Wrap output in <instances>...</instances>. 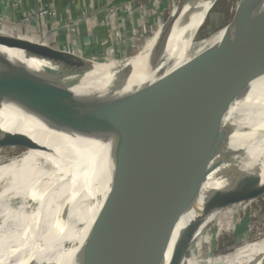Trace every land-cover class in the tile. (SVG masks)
<instances>
[{
  "label": "bare ground",
  "instance_id": "obj_1",
  "mask_svg": "<svg viewBox=\"0 0 264 264\" xmlns=\"http://www.w3.org/2000/svg\"><path fill=\"white\" fill-rule=\"evenodd\" d=\"M215 1L182 0V7L171 11L170 28L165 33L177 35L178 39L156 53L150 51L162 42L157 40L159 35L140 58L122 56L90 58L89 63L80 64L73 60L54 63L80 76L74 89L78 92L102 89L110 80L125 75L127 90L152 80L161 70L192 65L204 57L230 67L249 56L264 57V22L257 17L255 0L249 4L237 0L236 12L225 25L206 38L197 37L202 18ZM163 26L154 32L161 33ZM195 28L196 33L188 36ZM0 36L6 37L2 32ZM0 51L38 69L54 64L33 50L4 39H0ZM226 119L234 128L227 148L213 157L202 177V186L213 184L199 187L185 222L203 216V206L215 191L220 190L223 195L214 196L210 203L221 196L229 197L234 190L264 192V75L251 83L245 96L233 102ZM239 128L249 129L248 133H239ZM164 160L163 156L123 152L99 139L56 133L12 104L2 102L0 264H102L115 260L155 226L156 218L138 225L136 229L143 230L140 234L126 235L133 241L124 247L108 250L109 243L104 246L105 251L99 249L88 257L91 248L85 245L92 241V227L110 219L99 217L107 209L120 211L130 204L129 209L144 211L145 215L151 209L154 211ZM121 194H127L130 201L119 199ZM223 207L224 204L205 218L196 236ZM181 226L180 221L167 252L172 250ZM106 230L104 225L98 234ZM192 244L194 247L192 242L186 252ZM170 255L166 254L164 264H168ZM184 264H264V236L244 240L228 254L205 260L197 256L184 260Z\"/></svg>",
  "mask_w": 264,
  "mask_h": 264
},
{
  "label": "water",
  "instance_id": "obj_2",
  "mask_svg": "<svg viewBox=\"0 0 264 264\" xmlns=\"http://www.w3.org/2000/svg\"><path fill=\"white\" fill-rule=\"evenodd\" d=\"M255 1L257 17L264 22V0ZM250 2L253 0H243V4ZM170 20L162 27L158 42L169 30ZM0 39L31 49L52 63L58 60L89 63L86 58L53 49L43 41L4 36ZM54 64L38 69L0 51V104L8 102L47 129L68 137L99 139L123 152L165 158L153 201L155 226L121 256L102 264H164L180 221L182 226L168 264H184L186 249L207 216L223 204L239 201L238 195L247 200L264 195L234 190L229 197L221 196L210 203L219 193L215 191L203 206V216L185 222L207 165L227 148L234 131L233 124L227 119L224 121L225 116L233 102L249 91L251 83L264 75V57L249 56L234 67L204 57L192 65L161 70L152 80L127 90L128 75H125L110 80L102 89L78 92L74 89L78 87L80 76ZM239 129L243 134L249 130ZM119 199L130 201L127 194H121ZM129 206L120 211L107 209L101 212L100 219L111 220L106 219L92 227V243L98 244L94 250H89L88 257L101 249L98 240L102 236L98 232L105 223L110 242L124 236L113 250L132 240L125 235L136 229L138 220L130 215L138 216L139 211L129 209Z\"/></svg>",
  "mask_w": 264,
  "mask_h": 264
},
{
  "label": "rangeland",
  "instance_id": "obj_3",
  "mask_svg": "<svg viewBox=\"0 0 264 264\" xmlns=\"http://www.w3.org/2000/svg\"><path fill=\"white\" fill-rule=\"evenodd\" d=\"M167 2L168 3L165 4L162 9L161 7H151L148 9V13L154 16L155 18V22H153L152 26L145 25L144 27L137 29L138 34H136L137 32H135V35L131 33L128 34L126 37L122 35L117 38H113V40H111L112 44L110 43V45H108L104 53L100 56L93 58L105 59L122 56H138V58H140V56H143V54H147V49L148 47H150L155 36L160 35V33L154 32V29L164 25L171 18V11L182 7V0H167ZM236 2L237 0H216L210 12L206 14L204 18H202L201 26L199 27V33L196 34L197 37L199 35H203L205 36L204 38H206L210 36L211 33H213L215 30L225 25L231 19V16L234 15L236 12L234 10ZM162 10L163 15L160 14ZM196 30L197 29L195 28L190 35H187H194L196 33ZM176 39H178V37L174 34L170 36H164L162 42L158 45V47L154 50H151L150 53H156L160 51L163 47L172 44V42H174ZM44 43L50 46L46 42ZM121 46H123L124 49H122ZM138 58L136 60H138ZM212 184L213 183H210V185H201L200 187H209L212 186ZM218 191L219 195H223L222 191ZM227 193L230 192H224V194ZM254 193L258 195L264 192ZM236 197L240 198L239 201L232 200L231 203L228 202L227 204H225L221 212H219V214L213 219V221H211L209 225L206 226V228L203 229L202 232H200L199 235L194 238V240L192 241L194 243V247L192 244L190 247V251L185 253L184 260L194 259L197 256H200V259L205 260L219 255H225L232 252L234 248L242 244L244 240L254 241L259 236H264V195H262L261 197L254 196L250 200H247L245 197H240L239 195ZM141 214H144V211L139 212L138 216L135 215L133 217L138 220L137 226L141 223L156 218L155 211H152V209L150 210L148 215L144 214L146 218H140ZM110 220L111 218L108 221ZM142 231L143 230L141 228L133 229L126 235H138ZM107 232L108 231L106 230L98 234L99 236H101L104 233L102 235V238L98 240L100 241L99 246L101 248L100 250L102 251H105L104 246L109 243H111V246L106 248L108 250L114 248L116 242H118L121 239V236H123L120 235L118 236L120 238H114L116 240L110 242L111 239L109 240L106 237ZM97 244L92 243V241H90L85 246L89 248H96L95 246ZM171 251L172 250H170L166 254H171Z\"/></svg>",
  "mask_w": 264,
  "mask_h": 264
},
{
  "label": "crops",
  "instance_id": "obj_4",
  "mask_svg": "<svg viewBox=\"0 0 264 264\" xmlns=\"http://www.w3.org/2000/svg\"><path fill=\"white\" fill-rule=\"evenodd\" d=\"M167 3V0L157 3L150 0H0V17L6 21L1 32L6 37L43 41L53 49L90 59L102 55L112 44V23L126 37L142 25L152 26L155 18L148 9H162ZM50 5L56 11L55 20L45 17L27 24L21 22L24 15ZM111 9L115 12L114 19L109 16ZM160 14L163 15V10ZM53 21L57 23L56 28ZM66 24L75 26L66 30Z\"/></svg>",
  "mask_w": 264,
  "mask_h": 264
},
{
  "label": "built area",
  "instance_id": "obj_5",
  "mask_svg": "<svg viewBox=\"0 0 264 264\" xmlns=\"http://www.w3.org/2000/svg\"><path fill=\"white\" fill-rule=\"evenodd\" d=\"M150 1H154L155 3H157L158 2V0H150ZM126 7H128V6H126ZM129 8V7H128ZM109 12V16H110V18H112V19H114V17H115V12H114V10H110V11H108ZM114 12V13H113ZM45 17H52L53 18V20H55L56 19V11H55V9H54V7H53V5H50V6H48V7H43V8H40L39 10H37L36 12H34V13H32V14H30V15H24L23 17H22V19H21V22L22 23H25V24H27V23H30L32 20H39V19H42V18H45ZM5 22L6 21H4L1 17H0V33H1V30L4 28V27H6L5 26ZM54 23H53V25H54V28H56V26H57V23H56V21H53ZM157 25V24H156ZM66 27V30H71V28L73 27V26H75V25H69V24H66L65 25ZM145 25H142L140 28H142V27H144ZM139 28V29H140ZM112 34H111V37H110V39L111 40H113V38H117V37H119V36H121V31L118 29V27L116 26V24L115 23H112ZM135 32H137L136 34H138V31H137V29L134 31V32H132V34L133 35H135ZM140 33H142V32H140ZM131 34V33H130ZM143 34H145V33H143Z\"/></svg>",
  "mask_w": 264,
  "mask_h": 264
}]
</instances>
